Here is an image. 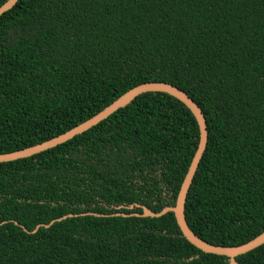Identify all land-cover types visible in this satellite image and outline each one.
Returning a JSON list of instances; mask_svg holds the SVG:
<instances>
[{
	"label": "trees",
	"instance_id": "16d2710c",
	"mask_svg": "<svg viewBox=\"0 0 264 264\" xmlns=\"http://www.w3.org/2000/svg\"><path fill=\"white\" fill-rule=\"evenodd\" d=\"M153 82L184 91L207 120L191 230L217 247L260 236L264 0H20L0 18V155ZM199 141L183 103L146 93L63 145L0 163V264H230L190 244L172 213L127 209L174 207ZM237 263L264 264V245Z\"/></svg>",
	"mask_w": 264,
	"mask_h": 264
},
{
	"label": "water",
	"instance_id": "95a60500",
	"mask_svg": "<svg viewBox=\"0 0 264 264\" xmlns=\"http://www.w3.org/2000/svg\"><path fill=\"white\" fill-rule=\"evenodd\" d=\"M19 1L20 0H9L6 4H4L0 8V18L4 14L11 11L19 3ZM146 93L168 94L174 97L175 99L179 100L181 103H183L192 112V114L194 115L198 123L199 131H200V141H199V147H198L197 153L193 159L189 172L184 180L181 191L177 198L176 205L174 207H168L164 209L161 213H154L150 209L144 206L134 205L127 209L128 210H134L135 208L142 209L143 214L142 215L132 214L130 216H135L139 218H161L169 213H172L175 217L179 230L181 231L184 238L190 244H192L197 249L201 250L202 252L206 254L225 256L230 259V264H238L237 263L238 257L242 255H246L264 245V232L260 236L250 241L249 243H246L239 247H217V246L210 245L207 242L203 241L191 230L187 222V219H186V213H185L186 201H187L188 193L192 186L193 180L199 168L200 162L207 149L209 132L207 128V120L201 108L189 97V95H187L184 91H182L181 89L171 84L153 82V83H146V84L140 85L128 91L124 95H122L112 105L107 107L105 110H103L102 112H100L99 114L91 118L90 120L86 121L83 124H80L74 129L52 140H49L42 144L35 145L33 147H30V148H27L21 151L9 153V154H1L0 163H8V162L21 160V159L30 158L37 154L43 153L45 151H48L60 145H63L75 139L76 137L83 135L84 133L90 131L94 127L98 126L100 123L106 121L111 116H113L115 113L129 106L138 97ZM88 215L96 216V217H108L106 215H98V214H88ZM82 216H87V215H82ZM116 216L128 217L125 214H117ZM74 217H77V216L70 215V216L64 217L61 220L53 221L50 224V226L54 225L56 222H61L63 220H67L68 218H74ZM50 226H45V227L49 228ZM41 227L43 226H39L38 229H40ZM25 232H28V231L25 230Z\"/></svg>",
	"mask_w": 264,
	"mask_h": 264
}]
</instances>
